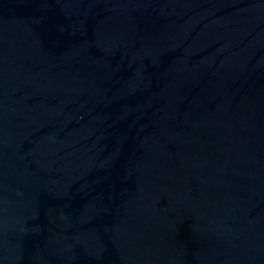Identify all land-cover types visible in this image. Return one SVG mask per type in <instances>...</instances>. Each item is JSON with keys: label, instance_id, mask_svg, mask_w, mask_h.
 Returning a JSON list of instances; mask_svg holds the SVG:
<instances>
[{"label": "water", "instance_id": "water-1", "mask_svg": "<svg viewBox=\"0 0 264 264\" xmlns=\"http://www.w3.org/2000/svg\"><path fill=\"white\" fill-rule=\"evenodd\" d=\"M0 264H264V0H0Z\"/></svg>", "mask_w": 264, "mask_h": 264}]
</instances>
